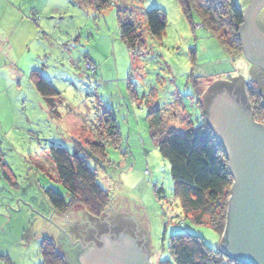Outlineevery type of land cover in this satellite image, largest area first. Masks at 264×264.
Masks as SVG:
<instances>
[{
  "label": "rangeland",
  "instance_id": "374dc122",
  "mask_svg": "<svg viewBox=\"0 0 264 264\" xmlns=\"http://www.w3.org/2000/svg\"><path fill=\"white\" fill-rule=\"evenodd\" d=\"M235 1L244 8L251 0ZM118 6L142 33L144 42L133 52L120 34ZM154 7L161 8L167 19L161 37L150 32L145 20L146 10ZM22 11H29L24 30L31 35L22 52L27 60L19 63L27 77L22 83L16 80L14 87L8 82V90L0 93L11 108L4 124L13 126L8 137L5 131L0 132V142L5 140L0 143V163L2 156L15 155L13 165L19 176L9 181L0 174V241L11 239L9 246L15 251L19 247L15 239L39 238V230L44 232L49 224L53 226L54 210L45 188L58 189L62 194L66 189L56 180L55 168L43 151L52 142L72 149L77 144L72 139L88 147L105 139V115L113 111L120 140L114 143L109 137L105 143L107 162L99 167V181L109 189L112 199L121 194L144 208L154 248L151 264L170 258V237L179 231L195 234L209 246L220 248L222 235L185 212L175 193L170 164L152 136L148 113L160 109L167 127H200L204 124L200 97L213 83L218 79L232 82V77L242 75L247 90L250 86L259 90L260 86L264 92V68L257 76L258 85L250 76L255 67L249 65L243 51L230 46L228 39L225 49L196 14L193 21L185 16L178 0H115L101 10L93 1L84 0H0V28L1 21L17 19ZM37 20L43 27L37 26ZM221 22L222 30L225 21ZM89 59L95 72L87 68ZM7 67L2 66L0 71L7 73ZM34 67L61 92L56 100L57 112H50L45 98L29 81ZM17 135H22L20 141ZM10 140L16 142L9 144ZM34 142H42L41 150L34 148ZM23 150L28 160L25 165L17 156V151ZM35 152L42 153L45 160L41 191L39 180L28 177H37L41 169L37 163L41 158ZM2 169L0 165L1 173ZM112 204L113 200L108 208H114ZM82 208L75 204L71 211ZM204 217L207 220L210 215Z\"/></svg>",
  "mask_w": 264,
  "mask_h": 264
},
{
  "label": "trees",
  "instance_id": "16d2710c",
  "mask_svg": "<svg viewBox=\"0 0 264 264\" xmlns=\"http://www.w3.org/2000/svg\"><path fill=\"white\" fill-rule=\"evenodd\" d=\"M93 1L98 10L113 4L115 0ZM185 16L193 21L196 14L203 27L210 30L222 42L242 50L239 27L244 22L243 8L235 0H178ZM145 20L150 32L161 37L167 27V19L159 7L146 10ZM224 28H221V24ZM118 23L121 37L133 52L143 44L142 33L138 24L130 17L122 14L118 6ZM221 23V24H220ZM195 25V23H192ZM235 42V43H234ZM72 47L71 45L68 48ZM93 72L96 71L95 65ZM88 68V67H87ZM89 69V68H88ZM30 79L34 87L43 95L51 112H57L56 100L61 92L51 80L47 79L36 67L31 70ZM249 96L255 110V117L264 122V98L255 88H249ZM204 124L200 127L178 129L163 124L160 109L148 113L152 136L157 142L161 155L169 162L171 174L176 181V194L180 197L184 210L191 214L195 221L213 226L225 244L228 243L225 233L229 202L232 193L233 175L229 167V159L223 144L210 129L204 105L199 101ZM107 123L106 138L91 142L90 147L80 145L81 141L73 139L77 144L72 149L61 144H52L48 150L57 172L58 181L66 189V194L55 188H45L47 201L53 209L64 213L73 205L80 204L93 217L105 213L112 202L109 189L99 181V167L107 162L105 143L109 137L113 142L120 140V130L113 111L105 115ZM3 166L5 179H13V173L7 163ZM205 215H210L205 219ZM170 258L159 264H247L225 254L220 248L209 246L199 236L179 231L171 235L169 243ZM42 264H71L72 253H61L57 246L45 239L41 248ZM74 256V255H73Z\"/></svg>",
  "mask_w": 264,
  "mask_h": 264
},
{
  "label": "water",
  "instance_id": "95a60500",
  "mask_svg": "<svg viewBox=\"0 0 264 264\" xmlns=\"http://www.w3.org/2000/svg\"><path fill=\"white\" fill-rule=\"evenodd\" d=\"M263 9L264 0H251L238 33L247 61L262 68L264 30L258 16ZM244 88L242 75L232 82L218 79L200 100L234 178L223 234L228 243L221 241L220 249L247 264H264V125L255 120L248 96L242 98ZM112 200L114 208L100 217L84 208L66 215L56 241L64 254L74 255L71 264H151L154 248L144 208L121 194Z\"/></svg>",
  "mask_w": 264,
  "mask_h": 264
},
{
  "label": "crops",
  "instance_id": "0c3cea01",
  "mask_svg": "<svg viewBox=\"0 0 264 264\" xmlns=\"http://www.w3.org/2000/svg\"><path fill=\"white\" fill-rule=\"evenodd\" d=\"M54 3H57V0H54ZM33 10H36L35 7L33 8ZM55 10L57 12V8H55L53 11H55ZM37 12H39V11L37 10ZM56 12H54V13H56ZM28 13H29V11H22L20 13L21 16L17 15V19L15 18L13 20L9 19L6 21L5 20L1 21V28H0V68H2V66H5V65H8L9 67L6 68L7 73H5V71L3 69H1V71H0V93L6 89L8 90V87H9L8 82L11 84L12 87H14V86H16V80H19V83H22V80L25 77H27L26 70H24V68H20L21 65L19 63L21 60H24V59L27 60V55L26 54L23 55L22 52H23V48L25 46L26 40L29 39V36L31 38V35L26 33V31L24 30L26 21L29 20V14ZM18 19L20 20L19 22L17 21ZM0 20H3V19L0 18ZM41 23H42L41 20L36 21L37 26L43 27ZM29 50H31V48H29ZM3 61L6 62L7 64H3ZM32 62H33V60H32ZM32 65H35V63L34 64L32 63ZM2 73L4 74V76L2 75ZM28 78H29V81L32 83L30 76ZM14 90L16 93H18L16 91V89H14ZM11 101H12V99H11ZM7 106H8V104L4 103V98L0 97V132L5 131L7 134L6 137H8L9 132L12 131L11 129H13V126H6V124H4L5 118L7 115H9V111L11 110L10 106H9V109L7 108ZM50 112H51V109H50ZM21 136L20 135H17V137L15 136L16 140L20 141ZM37 139L40 140L39 137H37ZM11 142L13 143L16 141L10 140L9 144H11ZM0 143L4 144L5 140H2ZM34 144L36 146V147H34L35 149L37 148V150L38 149L41 150L42 142H39L37 144L34 142ZM8 147H10V145ZM46 150L43 151L44 152L43 156L44 155L49 156V158H50V160L54 166L53 160L51 159L48 150L47 151ZM17 152H18L17 156H18L19 161H21L22 165H25L28 160H27V156H25L26 154H25L24 150H23V152H19V151H17ZM35 154H37L39 156V158H41L37 161V163L41 169H39L37 173L35 172L37 174V177L35 175L34 176H28V177H29V179H32L33 181L39 180L37 185H38L39 190L41 191V189L44 188L42 186V183H41V179H42V175H43L41 170H43L42 167H43L45 160H43V158H42V153L35 152ZM2 155H3V152H2ZM9 155L10 154L8 153V156H2L1 160H2V163L8 164V166L12 170L13 179L17 180V177H19V176L17 175L18 173H16V171L14 170V165H13V162H14L13 160H14L15 155H12V156H9ZM54 168H55V166H54ZM44 173H45V171H44ZM56 173L57 172H56V168H55V174ZM0 174H2V173L0 172ZM30 174H32V172L29 173L28 175H30ZM50 175L52 177H54L52 172ZM0 179L2 180L3 178L0 177ZM56 180H58L57 177H56ZM23 188H25V185L22 184L21 189H23ZM0 190H1V188H0ZM23 194H24V196L23 195L22 196L25 197L26 193H23ZM19 202H20V200H19ZM31 205L33 206L32 203H31ZM40 209L41 208H39V211H41ZM53 210H54L53 211L54 216L52 217V219H54L53 226H51L49 224L45 228L44 232L42 230H39L37 232L39 238L35 237V239H15L14 243H17L19 245V247L16 248L15 251H13L14 249H12L9 246L10 243L11 244L13 243L10 241L11 239L10 240L9 239L3 240V242L0 241V264H42L43 263V257L41 255V248L43 245V241L45 239H49L50 241H52L57 246V249H59V251L61 253H63L62 250L60 249L57 241H56V238H58L62 233H64V219H65L66 215L68 214V212L71 211V209L67 212H64V213L58 212L55 209H53ZM33 213H34V211H33ZM50 221H52V220H50ZM36 236H37V234H36ZM28 238H30V237H28Z\"/></svg>",
  "mask_w": 264,
  "mask_h": 264
},
{
  "label": "flooded vegetation",
  "instance_id": "af4514ba",
  "mask_svg": "<svg viewBox=\"0 0 264 264\" xmlns=\"http://www.w3.org/2000/svg\"><path fill=\"white\" fill-rule=\"evenodd\" d=\"M258 23H259V26L264 30V10H262V12L259 14V16H258ZM250 66H253V67H255V69L253 70H251V75L250 76H252L253 77V80L254 81H256L257 82V84L259 85L260 84V82H259V78L257 77L258 76V74H259V72L263 69L261 66H259V65H252L251 63L249 64ZM249 88H252L251 86L249 87ZM248 88V89H249ZM258 88H259V90H258V92L259 93H261L262 94V96H263V98H264V92L262 91V89H261V87L260 86H258ZM236 92V91H235ZM243 93V94H242ZM241 94H242V98L244 99H246L247 98V96H248V98H249V102H250V105H251V107H252V110H253V116H254V118H255V120L258 122V123H262L263 125H264V122L263 121H260L259 119H257L256 117H255V110H254V108H253V105H252V103H251V99H250V96H249V91L246 89V87L243 89V92H241ZM247 94V95H246Z\"/></svg>",
  "mask_w": 264,
  "mask_h": 264
},
{
  "label": "built area",
  "instance_id": "2783aa9c",
  "mask_svg": "<svg viewBox=\"0 0 264 264\" xmlns=\"http://www.w3.org/2000/svg\"><path fill=\"white\" fill-rule=\"evenodd\" d=\"M87 67H88L89 69H92V70L95 69L94 66H93L90 62L87 63Z\"/></svg>",
  "mask_w": 264,
  "mask_h": 264
}]
</instances>
